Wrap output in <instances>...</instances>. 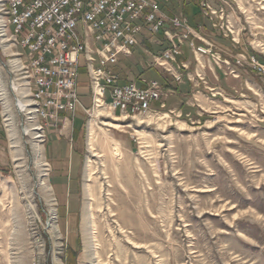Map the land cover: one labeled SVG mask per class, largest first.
Wrapping results in <instances>:
<instances>
[{"label": "rangeland", "instance_id": "374dc122", "mask_svg": "<svg viewBox=\"0 0 264 264\" xmlns=\"http://www.w3.org/2000/svg\"><path fill=\"white\" fill-rule=\"evenodd\" d=\"M157 1L186 20L199 3L212 49L180 83L152 61L162 38L119 57V84L160 82L157 113L96 107L85 68L40 139L0 45V264H264V0Z\"/></svg>", "mask_w": 264, "mask_h": 264}, {"label": "built area", "instance_id": "2783aa9c", "mask_svg": "<svg viewBox=\"0 0 264 264\" xmlns=\"http://www.w3.org/2000/svg\"><path fill=\"white\" fill-rule=\"evenodd\" d=\"M201 5L204 14L215 12L208 4ZM7 11L11 37L17 39V51L35 86L43 140L48 119L55 121L62 111L71 114L80 105L78 78L85 67H93V74H87L91 88L100 85L99 98H92L94 105L104 102L109 93V106L113 111L119 108L126 117L157 113L151 104L164 95L160 82L142 77L141 88L135 81L119 84L114 69L120 56L131 54L140 36L162 32L170 44L152 61L171 72L177 82L182 80L170 63L192 30L183 15L167 16L156 0H9ZM167 22L175 30L165 28ZM86 42H93L92 51H85ZM190 47L195 55L212 53L210 47L194 45L192 39ZM14 100L18 106L15 96Z\"/></svg>", "mask_w": 264, "mask_h": 264}, {"label": "bare ground", "instance_id": "6f19581e", "mask_svg": "<svg viewBox=\"0 0 264 264\" xmlns=\"http://www.w3.org/2000/svg\"><path fill=\"white\" fill-rule=\"evenodd\" d=\"M9 4V0H0V45L3 43L5 47L8 46V49L11 50L10 53H8L9 56H11L12 59H9L8 62H12L10 65L11 71L15 72L14 74H20V77H17V79H23V83H20L21 85H24L23 90L25 91L26 96L32 97L30 99L31 104L33 103L34 107H31V112L39 113V105H36V95H35V86L31 84L29 81V77L27 76V67H25V62L22 60V54L17 51V39H12L11 32H12V25L9 22L8 19V11H7V5ZM3 47V46H2ZM7 49V48H6ZM13 49V50H12ZM93 50V42H86L85 43V51H92ZM8 51V50H7ZM87 74H93V67H85ZM92 94L93 98H99L100 95V85L99 86H93L92 88ZM22 93V92H21ZM24 93V92H23ZM20 94V93H19ZM24 97V96H23ZM28 100V99H27ZM26 100V102H27ZM29 102V103H30ZM30 104V105H31ZM100 105V104H99ZM98 107V106H96ZM112 108V107H111ZM26 109V108H25ZM29 110H27L28 112ZM40 117V115H39ZM42 119V118H41ZM114 119H119L115 117ZM43 126L40 124L34 130H36V137L42 138V132L41 129ZM89 150L94 152L93 144L89 142ZM113 155L115 156L118 152V150L114 149ZM93 155H97V153H94ZM87 195L91 194L89 191V188H87Z\"/></svg>", "mask_w": 264, "mask_h": 264}, {"label": "crops", "instance_id": "0c3cea01", "mask_svg": "<svg viewBox=\"0 0 264 264\" xmlns=\"http://www.w3.org/2000/svg\"><path fill=\"white\" fill-rule=\"evenodd\" d=\"M157 1V0H156ZM158 2V1H157ZM198 6V8H194L192 10V12L188 13V18L187 20H189V23L190 25L195 28V29H199V27H201L202 29V19H201V10H200V5L199 3L196 2V4ZM158 6H160L161 10L163 12H165L166 14H170L169 13V10L167 9V7L163 6L162 4H160L158 2ZM170 27V23L167 22L166 25H165V28H168L169 29ZM171 30H175L174 28L171 27ZM200 30V29H199ZM200 34L202 35V30L199 31ZM145 36H140V39H143ZM151 37H153V39H157L158 42L157 43H160L161 41L160 38H162V44L166 47H164L163 49L167 48L169 46V41L166 39V37L162 34V32H158V33H155L154 36H148V37H145L147 38L149 41H151ZM203 37V35L201 36ZM154 39V40H155ZM192 39V41L195 43V45H204L203 44V41L199 38H192V36H189L188 39H185L183 41V43L180 45V48H181V53L179 55H177L175 57V59L173 61H171L170 65L172 67V69L174 70V72H176V69L177 71H179L180 73H182V77L184 79H187V80H191V75L194 74V75H204V71L202 69L198 70V66H200L201 68L205 66V62H204V57H208L210 54L208 55H195V53L193 52V49L190 47V40ZM163 47V46H162ZM191 56V58H189ZM190 59V60H189ZM194 60L197 64L199 65H196V71L195 72H190L188 70V68L186 67V64L189 63V61H192ZM198 70V71H197ZM200 71V72H199ZM182 81V80H181ZM180 83V82H179ZM52 132H55L54 130H51V133ZM56 138H58V134H56L55 136ZM56 141V139H53ZM51 141L49 140V142H47L48 144L50 143Z\"/></svg>", "mask_w": 264, "mask_h": 264}, {"label": "trees", "instance_id": "16d2710c", "mask_svg": "<svg viewBox=\"0 0 264 264\" xmlns=\"http://www.w3.org/2000/svg\"><path fill=\"white\" fill-rule=\"evenodd\" d=\"M138 41H140V38H139ZM116 72H117V71H116ZM127 81H134V80H133V79H127L126 81H123V80H122L123 83H127ZM162 85H164V88H170V86H169L168 84L164 83V82H163Z\"/></svg>", "mask_w": 264, "mask_h": 264}]
</instances>
